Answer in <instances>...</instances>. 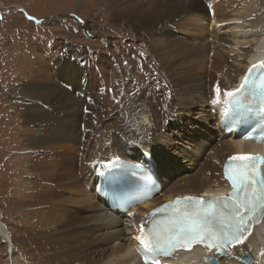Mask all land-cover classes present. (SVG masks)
Listing matches in <instances>:
<instances>
[{
    "label": "bare ground",
    "instance_id": "6f19581e",
    "mask_svg": "<svg viewBox=\"0 0 264 264\" xmlns=\"http://www.w3.org/2000/svg\"><path fill=\"white\" fill-rule=\"evenodd\" d=\"M101 1L125 25L136 71L127 75L121 64L127 55L115 53V41L106 35L101 49L108 53L90 50L83 60L71 49L51 54L16 87L19 116L8 123L20 131L14 150L23 152L16 158H22L20 179L29 192L5 200L21 224L13 229L0 215V235L24 262L139 264L131 248L136 222L152 206L120 219L102 205L96 174L110 161H153L163 177L157 205L218 196L227 185L224 163L253 151L235 132L223 134L214 113L226 91L264 58L262 0ZM204 2L214 11L212 20ZM80 27L89 39L102 35L87 23ZM263 229L217 256L220 264H246L244 254L250 264H264ZM216 253L198 246L165 264H208L205 258Z\"/></svg>",
    "mask_w": 264,
    "mask_h": 264
},
{
    "label": "rangeland",
    "instance_id": "374dc122",
    "mask_svg": "<svg viewBox=\"0 0 264 264\" xmlns=\"http://www.w3.org/2000/svg\"><path fill=\"white\" fill-rule=\"evenodd\" d=\"M84 2L87 7L82 10L79 4ZM104 4L101 0H0V203L3 206L0 215L13 229L21 224V217L13 209H5V200L29 192L28 186L20 179L22 158H16L23 152L14 150L18 147L14 133L20 131H13L8 123L14 116H19V108L13 105L17 101V85L27 80L36 67L40 68L47 62V56L51 54L59 55L71 49L75 57L83 60L89 58L90 50L108 53L101 49L106 46L102 40L107 36L115 41V53L127 55L126 60L121 61L127 75L131 76V70L136 71L134 67L137 64L128 57L133 51V43L127 37L125 25L121 21L118 23V19H112ZM257 8L260 9L258 18H264V0ZM50 19L54 24L51 27L45 23ZM85 23L93 33L99 31L102 35L92 39L84 36L80 26ZM223 32L221 30L219 34ZM177 35L183 36L181 33ZM133 52L136 56L137 53ZM13 249L0 235V264H33L31 260L24 262L18 254L19 249Z\"/></svg>",
    "mask_w": 264,
    "mask_h": 264
},
{
    "label": "snow or ice",
    "instance_id": "6c2138e0",
    "mask_svg": "<svg viewBox=\"0 0 264 264\" xmlns=\"http://www.w3.org/2000/svg\"><path fill=\"white\" fill-rule=\"evenodd\" d=\"M259 67L264 68V65ZM261 80L259 87L264 88V74ZM246 86H250L248 76L237 91ZM217 92L219 93V88ZM226 95L233 97L234 93L227 92ZM230 159L246 161L225 166V176L233 189L231 195L209 202L194 198H185L184 201L178 199L174 205L166 206L172 208V215L154 226V242L142 241L149 252L168 255L176 248H188L193 243L202 242L210 250L216 249L219 254L224 255L228 245L243 243L248 220L256 212H264V176L259 173L264 158L232 156ZM144 258L148 264L149 256L145 255ZM152 264H156L155 255L152 256ZM209 264H215V261H209Z\"/></svg>",
    "mask_w": 264,
    "mask_h": 264
},
{
    "label": "water",
    "instance_id": "95a60500",
    "mask_svg": "<svg viewBox=\"0 0 264 264\" xmlns=\"http://www.w3.org/2000/svg\"><path fill=\"white\" fill-rule=\"evenodd\" d=\"M244 260H245L246 262H249V259H247V258H245Z\"/></svg>",
    "mask_w": 264,
    "mask_h": 264
}]
</instances>
